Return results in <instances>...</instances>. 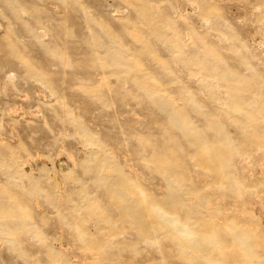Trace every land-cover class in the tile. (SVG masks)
Returning a JSON list of instances; mask_svg holds the SVG:
<instances>
[{
	"label": "rangeland",
	"instance_id": "rangeland-1",
	"mask_svg": "<svg viewBox=\"0 0 264 264\" xmlns=\"http://www.w3.org/2000/svg\"><path fill=\"white\" fill-rule=\"evenodd\" d=\"M0 264H264V0H0Z\"/></svg>",
	"mask_w": 264,
	"mask_h": 264
}]
</instances>
